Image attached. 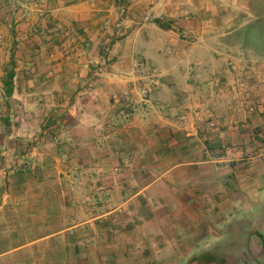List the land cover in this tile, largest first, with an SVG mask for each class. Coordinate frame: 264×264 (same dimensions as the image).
Here are the masks:
<instances>
[{
	"label": "crops",
	"instance_id": "obj_1",
	"mask_svg": "<svg viewBox=\"0 0 264 264\" xmlns=\"http://www.w3.org/2000/svg\"><path fill=\"white\" fill-rule=\"evenodd\" d=\"M128 1L132 13L152 19L117 43L113 62L93 68L92 60L82 65L65 56L42 67L43 44L36 42L27 51L32 61L23 63L39 66L40 85L22 70L12 95L2 99L0 144H10L15 133L13 144L27 149L0 153V178L17 179L0 186V244L7 227L40 233L0 249V264H139L136 257H157L158 250L185 262L206 251L221 256L219 248L225 264H264V104H186L192 89L175 80L196 81L197 72L209 74L217 63L213 52L196 57L213 36L180 22L199 15L202 0ZM61 8L76 17L84 3ZM154 18L170 21V28H160ZM174 24L196 41L179 39ZM159 36L169 47L160 45ZM121 45L133 53H122ZM137 59L161 68L166 82L155 90L153 104L131 112L105 95L128 89L122 73L137 71ZM186 68L189 78L182 74ZM164 92L171 104L155 108ZM210 95L218 97L219 90Z\"/></svg>",
	"mask_w": 264,
	"mask_h": 264
},
{
	"label": "rangeland",
	"instance_id": "obj_2",
	"mask_svg": "<svg viewBox=\"0 0 264 264\" xmlns=\"http://www.w3.org/2000/svg\"><path fill=\"white\" fill-rule=\"evenodd\" d=\"M81 2L84 3V8L77 13L76 17L71 15L75 11L61 8ZM129 4L128 0H0V79L5 71L13 66L16 74L23 70L31 84L37 82L40 85L36 79L37 76L40 77L39 66H34V64L27 66L23 63L32 61L29 59L32 58V53L27 51H34L36 42L43 44V49L40 50L42 51V67L43 65L48 67L49 61L53 62L54 58L65 56L69 58L67 60L71 62L74 60L76 61L74 63L82 65L92 60V63L88 64L93 65V68L95 64L101 67L113 62L116 58L117 43L142 23L147 24L152 19L150 17L145 19L144 12L132 13ZM200 5L202 7L199 15L183 18L180 22L185 25L201 26L204 28L203 37L213 36L210 47L199 42V46L201 44L202 46L198 47L196 57L204 59L213 52L217 63L208 68L210 69L209 74L206 71L197 72L199 76L196 77V81L195 79L188 80L186 77L182 80H175L178 86L188 83L192 89L189 91L192 93L191 97L187 96L185 103L195 104L194 108H226L227 105L235 108H245V106L259 108L264 104V40L258 41L254 37L246 38V27L255 19H264V0H202ZM129 20H132V23ZM164 22L170 21L164 20ZM39 27L43 29L42 33L34 31ZM179 28H181L179 24H174L175 35L179 39L186 44L196 41L194 33L181 31ZM146 32L153 34L149 29ZM152 39L154 38L150 37L149 41ZM159 39L162 40L161 46L169 47V44L163 41L165 37L159 36ZM120 49L122 53H126L128 50L133 53L134 50L126 48L124 45H121ZM95 59L98 61L96 62ZM136 65L140 67L137 71L126 72L131 74L127 81L128 88L137 87L149 79L158 82L152 90L150 101L142 104L139 107L141 108L145 104H153L152 97L155 90L160 83L166 81L161 76V68L147 66L145 60L141 59H137ZM187 72L186 68L182 74L189 78L190 74ZM93 73L94 71L90 75ZM122 74L125 76L124 72ZM220 74L225 75L222 84L217 81V76ZM17 80L18 78H16V84ZM50 85L45 83L43 87L49 90ZM53 85L57 86L56 83ZM215 87L219 90L217 99H213V95H210ZM115 92L122 91L109 90L105 95V100L113 102L112 94ZM63 98L62 102L66 100V97ZM2 99L3 92L0 90V108L3 106ZM52 101H48L43 107L48 108ZM171 101L172 97L164 92L162 97H157L154 107L168 108ZM16 102L12 101V104H16ZM113 103L121 108H126L120 103ZM1 134H4V130L0 123ZM15 136L13 133L10 144H4V146L0 144V153L3 151L13 154L22 153L27 149L24 145H16V142L13 144ZM8 148L9 150H7ZM16 180V178L10 177L7 182V178H0V186L3 185L6 188L8 183L9 185L17 184ZM7 228L9 230L5 231L7 232L5 234L8 236L5 241L1 242V250L15 248L40 233L37 231L24 233L20 228ZM217 252L221 256L225 253L220 248ZM157 253V257L155 255L152 257L138 256L136 262L139 264H177L179 262L175 258L177 256L168 254L169 251L158 250ZM186 261L184 262L183 258H180L179 263L187 264ZM249 262H252L251 258ZM229 263L234 264L233 260H230Z\"/></svg>",
	"mask_w": 264,
	"mask_h": 264
},
{
	"label": "trees",
	"instance_id": "obj_3",
	"mask_svg": "<svg viewBox=\"0 0 264 264\" xmlns=\"http://www.w3.org/2000/svg\"><path fill=\"white\" fill-rule=\"evenodd\" d=\"M153 22L163 29H169L170 25L161 21L160 18H154ZM254 37L258 41L264 40V19L258 18L247 24L246 38ZM16 72L12 66L6 70L1 77V86L3 97H10L14 90V76ZM187 264H225L224 256H216L214 251H206L202 254L192 256L188 259Z\"/></svg>",
	"mask_w": 264,
	"mask_h": 264
},
{
	"label": "built area",
	"instance_id": "obj_4",
	"mask_svg": "<svg viewBox=\"0 0 264 264\" xmlns=\"http://www.w3.org/2000/svg\"><path fill=\"white\" fill-rule=\"evenodd\" d=\"M126 77L130 78V73H124ZM157 80L149 79L147 82H142L139 86L128 88L122 92H115L112 94V100L115 103H120L126 108H130L134 112L144 103H148L152 96V90L157 85Z\"/></svg>",
	"mask_w": 264,
	"mask_h": 264
},
{
	"label": "flooded vegetation",
	"instance_id": "obj_5",
	"mask_svg": "<svg viewBox=\"0 0 264 264\" xmlns=\"http://www.w3.org/2000/svg\"><path fill=\"white\" fill-rule=\"evenodd\" d=\"M245 264H247V263L245 262Z\"/></svg>",
	"mask_w": 264,
	"mask_h": 264
}]
</instances>
